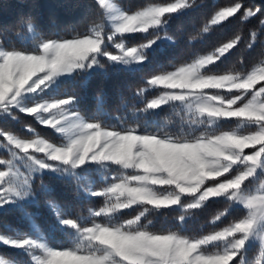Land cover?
I'll return each instance as SVG.
<instances>
[{
    "label": "snow or ice",
    "instance_id": "snow-or-ice-1",
    "mask_svg": "<svg viewBox=\"0 0 264 264\" xmlns=\"http://www.w3.org/2000/svg\"><path fill=\"white\" fill-rule=\"evenodd\" d=\"M201 6L159 0L133 10L89 0L80 5L83 31L46 36L29 17L20 24L27 38L13 33L19 46L0 29V124L23 114L57 137L31 125L27 137L0 126V245L26 257L0 253V264H264V19L246 37L237 33L166 64L178 43L168 35L171 22ZM258 15L264 8L234 0L188 43L206 45L230 18ZM138 34L142 42L129 43ZM241 48H259L261 58L249 65L241 56L228 67ZM154 63L158 70L132 92L143 107L133 106L131 126L110 123L101 96L96 112L84 115L81 98L66 87L87 88L97 75L135 74ZM45 178L103 205L85 215L47 201L44 219L27 209L40 207L37 180L40 192L56 191ZM216 198L225 206L210 222L214 230L191 234L189 223ZM237 209L246 214L225 223ZM126 210L134 214L122 219ZM166 212L179 214L172 227L157 229L154 218ZM10 214L28 231L7 224Z\"/></svg>",
    "mask_w": 264,
    "mask_h": 264
},
{
    "label": "trees",
    "instance_id": "trees-1",
    "mask_svg": "<svg viewBox=\"0 0 264 264\" xmlns=\"http://www.w3.org/2000/svg\"><path fill=\"white\" fill-rule=\"evenodd\" d=\"M89 0H0V29H7L9 38L12 43L17 44V37L13 33L24 32L20 27L23 20L32 18L36 23L41 25V31L46 36H51L57 32L60 35H67L72 30L83 31L84 24L86 22L85 15L86 9L80 7V5L88 3ZM118 2L125 7H129L135 10L138 7L146 6L149 3L159 2V0H118ZM234 2V0H197L199 7L195 12L190 13L188 16L182 17L180 20H174L171 22L168 35L174 37L178 43L175 48L170 49L174 58L166 60L167 63L179 64L190 57V53L194 48L205 49L212 44L225 41L237 33L247 36L250 30H260V20L264 19V16L258 15L257 17L250 18L247 22L230 18V22H225L222 28H218L213 31L212 35L208 37V43L206 45H190L188 41L195 33L203 26L211 15L220 7H224ZM244 3L251 7L255 5L257 7L264 8V2L261 0H244ZM237 13V17H239ZM27 33L24 32L20 39H26ZM142 40L138 38L129 41L131 44L140 43ZM17 46H19L17 44ZM243 56L249 65L254 62H258L260 57V49L256 48L249 53L245 49L241 48L240 52L233 57L228 67L235 64ZM153 70H158L155 67V63L143 72L135 74L122 73L120 75H113L110 78H105L102 75H97L87 88L80 87L79 85L66 86L69 93H74L81 98L79 110L86 116H91L96 112L97 102L96 97L101 96L104 99V110L109 114L110 123L116 124L119 120L126 121L127 125L133 124L132 108L143 107L138 103V98L132 97V92L138 87H143V79L147 77ZM151 98L154 93L147 94ZM123 98V99H122ZM127 102V108L123 107V104ZM169 110L165 109L161 113L159 119L163 122L169 115ZM28 125L36 128V130L49 139L56 140L55 134L47 128L38 125L30 117L21 114L20 121H8L6 124H0L8 130L16 131L18 134L27 137L29 133L24 131V128ZM0 155H4L0 150ZM45 183H51L56 185V191L52 194L39 191L40 181H36L37 194L39 196V208L28 207L29 212H39L44 219H48L50 214L46 207L47 201H54L59 204H70L74 211L81 212L87 215L89 208H98L103 205L102 198L88 199L83 194L77 193L71 186L64 185L59 181L49 180L45 178ZM95 187L98 189L101 187L99 180ZM220 200V198H216ZM225 206L224 202L220 200L218 203H210L208 207L197 213L196 218L189 223L191 234L200 235L206 234L213 229L211 220L213 216L221 211ZM132 212L126 210V215L122 217L128 218ZM178 212H166L164 216L154 218V223L157 229L172 227V217L178 215ZM246 213L237 209L233 211L232 215L225 220V223L230 222ZM7 224H11L13 227H19L23 231L27 232L28 229L22 224L18 214H10L3 218ZM5 234H9L8 230L4 229ZM0 253L4 254L6 258H17L24 260L26 257L15 249L4 247L0 245ZM250 255L254 256L255 252Z\"/></svg>",
    "mask_w": 264,
    "mask_h": 264
},
{
    "label": "water",
    "instance_id": "water-1",
    "mask_svg": "<svg viewBox=\"0 0 264 264\" xmlns=\"http://www.w3.org/2000/svg\"><path fill=\"white\" fill-rule=\"evenodd\" d=\"M262 2H264V0H261Z\"/></svg>",
    "mask_w": 264,
    "mask_h": 264
},
{
    "label": "rangeland",
    "instance_id": "rangeland-1",
    "mask_svg": "<svg viewBox=\"0 0 264 264\" xmlns=\"http://www.w3.org/2000/svg\"><path fill=\"white\" fill-rule=\"evenodd\" d=\"M163 35V34H162Z\"/></svg>",
    "mask_w": 264,
    "mask_h": 264
}]
</instances>
